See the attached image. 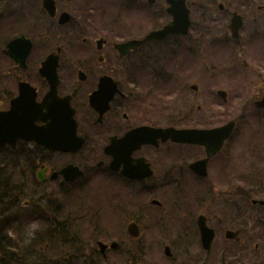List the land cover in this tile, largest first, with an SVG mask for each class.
Returning <instances> with one entry per match:
<instances>
[{
	"label": "flooded vegetation",
	"instance_id": "1",
	"mask_svg": "<svg viewBox=\"0 0 264 264\" xmlns=\"http://www.w3.org/2000/svg\"><path fill=\"white\" fill-rule=\"evenodd\" d=\"M181 4L187 32L145 40L172 20L168 0H0V115L40 127L65 119L69 107L83 139L74 151L21 136L0 146V162L26 181L13 185L16 200L32 213L43 206L34 220L49 226L28 232L30 244L42 247L13 245L11 264H264V0ZM115 14L124 15L119 24ZM14 40L12 51L26 52L22 64L9 50ZM141 40L124 54L115 46ZM229 56L234 70H211ZM230 121L215 151L140 134L141 127L211 129ZM248 126L257 134L243 150ZM68 164L71 179L60 172ZM183 190L186 231L173 236V212L182 207L173 192ZM81 195L100 201L93 232L74 231L79 219L59 215ZM199 221L213 229L209 248ZM15 224L5 227L10 236ZM153 234L163 236L157 247L147 241ZM54 239L64 253L47 252Z\"/></svg>",
	"mask_w": 264,
	"mask_h": 264
},
{
	"label": "water",
	"instance_id": "2",
	"mask_svg": "<svg viewBox=\"0 0 264 264\" xmlns=\"http://www.w3.org/2000/svg\"><path fill=\"white\" fill-rule=\"evenodd\" d=\"M151 1V0H150ZM169 8L168 12L172 15V20L170 23L165 25L163 28L159 30H154L149 32V34L145 37L147 39H155L164 36L170 32L176 33H186L189 27V18H188V10L185 6L180 5V1L182 0H168ZM237 14H233L230 23V31L233 37H237L238 29L240 27L241 22L238 20ZM18 40H14L9 45V50L11 54L16 58V60L22 64L24 62V57L26 52L22 55L18 56V54L14 53L13 47L15 42ZM144 40L141 41H130L126 43L116 44V48L119 50L120 54L126 53V49L130 47H134L138 45ZM28 48V45H27ZM223 96L225 93L223 91L220 92ZM11 111H16L15 104ZM9 114V113H7ZM6 116L4 114L0 115V146L5 144H9L14 146L15 140L21 136L26 139L32 138L37 141V143L44 145L50 151L54 150H64V151H74L81 146L83 143V139L81 137H77L75 130L76 124L75 120L72 117V110L67 107L65 112V119L62 118L57 123H51L45 121V125L37 127L36 125H29L25 123L23 126L17 124L6 123L4 121ZM233 128V121L226 123L223 126L212 128V129H176L172 127L168 128H155L151 129L148 127H141L140 134L148 135L151 134L155 138H160L161 140L172 139L175 142L181 143H201V144H212L213 149L215 151L218 147H220L221 143L226 139ZM55 129V132L52 130ZM52 132L55 134L54 140H49L47 138L48 135H52ZM60 138V140L58 139ZM127 136L122 138V141L126 140ZM145 141V140H143ZM73 168V165L68 164L66 167L62 168L60 172L64 174L66 179H71L73 176H69V170ZM81 172H78L77 175H80ZM127 174V173H126ZM130 175V174H129ZM131 176V175H130ZM199 228L201 233V242L202 246L205 248H209L211 241L213 239V229L208 227L204 221H199ZM236 232L227 230L226 237L233 238L235 237ZM102 246V245H101ZM168 253V251H166Z\"/></svg>",
	"mask_w": 264,
	"mask_h": 264
},
{
	"label": "rangeland",
	"instance_id": "3",
	"mask_svg": "<svg viewBox=\"0 0 264 264\" xmlns=\"http://www.w3.org/2000/svg\"><path fill=\"white\" fill-rule=\"evenodd\" d=\"M196 7V6H194ZM166 16L164 14L161 13V21L163 22ZM124 18V15H114V24L121 22L122 19ZM138 18V17H136ZM148 22H154L155 20H147ZM159 20V22H161ZM195 22H200V20H197L196 18H194ZM216 31H221V30H216ZM212 38V37H211ZM212 45V43H211ZM215 48V47H214ZM211 55H218L216 51L211 50ZM223 55V54H220ZM219 59L221 60V62L218 63V61L220 60H216V62L213 60L211 63V67L214 66V68H211V70H215L218 71L220 69H226V70H234V66H235V58H233V56H229L228 58H221L219 57ZM232 94L234 93L233 90H231ZM234 107V104L232 102L231 108ZM256 132H254L253 127L252 126H248L246 127L245 133L244 135L246 137H244L242 139V141L244 139H247L249 136H256ZM248 140V139H247ZM252 143H248L244 140V142L242 143V148L249 150V146H251ZM246 145L248 146V148H245ZM233 149V148H232ZM26 175V174H25ZM15 183L14 184H22L25 183V178H21L19 177L18 179H15ZM169 198V197H167ZM186 191H175L173 192V200H174V204L178 205V206H182L180 209H176L175 212H173V236L175 234V231H179L181 230V234H184L186 231V226H187V221H186V212H185V205H186ZM21 201H23L24 198H20ZM110 202V200L106 197L103 202L107 203ZM98 202L100 201H96L93 197L91 196H83L81 195V197H77V198H73L71 201H69L67 203V205H62V209L61 212L59 213V215H63V216H69L70 218H72L71 220H75V219H79L78 223H74L73 221L72 223V227L71 229H73L74 231H92L93 232V227L95 226V216L94 213L96 212V208L98 207ZM21 203V202H20ZM97 205H94L96 204ZM110 204V203H109ZM43 207V206H41ZM41 207H38L37 212L32 213L30 207L25 206V208L21 209L20 212L24 213L25 218H22L19 222L16 221L15 227L17 228L13 233H12V237L10 236V234L7 235L11 237V242L13 245H16L18 247L19 251L24 250V247L29 248V246H33V247H42V244H37V241L34 244H30L29 239L28 238V232L31 230H40V231H46L49 230V226L48 224H46L44 221H40L38 222L39 219H37L36 221L34 220V216L39 212L42 214L41 212ZM29 215V216H27ZM62 216V217H63ZM81 217H85V218H81ZM113 220L109 221L110 223ZM105 222H100V225H105ZM38 224L40 226H38ZM14 227V225H12ZM26 230H28L26 232ZM159 234H153L152 237L148 238L147 241L149 242V244L153 247H157L159 242H160V238L163 236H160ZM36 239V238H35ZM34 239V240H35ZM85 238H82V240H84ZM89 239V238H87ZM37 240V239H36ZM50 241L49 244H47L48 246H50V248H48L47 252L51 255V254H56L57 252L60 251V249L63 250V253L65 251L64 248V244L60 239H54V240H47ZM178 239H174L173 238V243L179 245L178 243ZM21 245H24L23 247H21ZM185 246V244H181L179 247ZM22 249V250H21ZM179 250V249H178ZM60 253V252H59ZM5 256V260H10L9 256L7 254L3 255L0 254V258ZM232 257V256H231ZM181 257H178V259H180ZM180 262H183L185 260L181 259L179 260Z\"/></svg>",
	"mask_w": 264,
	"mask_h": 264
},
{
	"label": "trees",
	"instance_id": "4",
	"mask_svg": "<svg viewBox=\"0 0 264 264\" xmlns=\"http://www.w3.org/2000/svg\"><path fill=\"white\" fill-rule=\"evenodd\" d=\"M0 162V252L1 254H8L13 247L11 237L8 236L5 230L6 226L12 225L16 222L15 212H17V219L23 215L21 213V207L19 200L15 198V192L13 185L16 182L11 169ZM25 218V217H23ZM19 220H17L18 222ZM1 264H11L10 260L2 261Z\"/></svg>",
	"mask_w": 264,
	"mask_h": 264
}]
</instances>
